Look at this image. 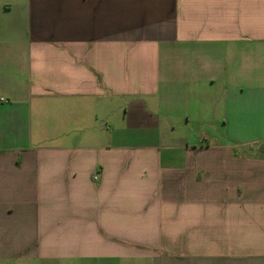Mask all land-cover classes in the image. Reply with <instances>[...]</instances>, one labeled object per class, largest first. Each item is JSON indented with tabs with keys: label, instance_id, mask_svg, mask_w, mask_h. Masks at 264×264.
I'll list each match as a JSON object with an SVG mask.
<instances>
[{
	"label": "crops",
	"instance_id": "1",
	"mask_svg": "<svg viewBox=\"0 0 264 264\" xmlns=\"http://www.w3.org/2000/svg\"><path fill=\"white\" fill-rule=\"evenodd\" d=\"M264 0H0V264H264Z\"/></svg>",
	"mask_w": 264,
	"mask_h": 264
},
{
	"label": "rangeland",
	"instance_id": "2",
	"mask_svg": "<svg viewBox=\"0 0 264 264\" xmlns=\"http://www.w3.org/2000/svg\"><path fill=\"white\" fill-rule=\"evenodd\" d=\"M261 152H262V153H263V155H264V149H263V148L261 149Z\"/></svg>",
	"mask_w": 264,
	"mask_h": 264
}]
</instances>
